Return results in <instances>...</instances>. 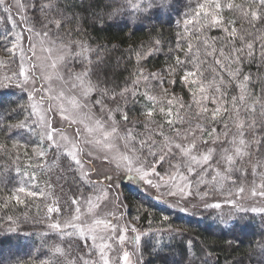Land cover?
I'll use <instances>...</instances> for the list:
<instances>
[{"label": "snow or ice", "instance_id": "obj_1", "mask_svg": "<svg viewBox=\"0 0 264 264\" xmlns=\"http://www.w3.org/2000/svg\"><path fill=\"white\" fill-rule=\"evenodd\" d=\"M170 4L106 0L102 11L93 12L91 26L105 17L127 18L134 24ZM72 8L67 0H0V43L8 55L0 66L16 63V70L0 77V88L19 89L26 103L13 111L27 113L23 120L0 127L9 139L21 137L10 147L0 142V159H6L0 168L14 167L27 177L22 186L0 198L4 210L0 232L31 237L37 233L25 228L45 226L46 231L38 233L42 247H50L63 264H142V233L136 225L141 217L129 223L122 211L118 182L125 178L153 189L164 210H220L217 219L224 224L232 217L246 220L249 212L264 220V77L255 76L261 85L256 92L253 74L245 71L252 64L258 73L264 70V0H196L183 14V31L167 53L170 62L156 71L140 66L162 51L159 39L150 48L130 47L128 62L134 58V70L123 86L115 87L109 86L107 77V49L73 38L88 34L86 18ZM212 29L222 34L207 35ZM209 69L211 80L205 75ZM153 82L160 86V95L152 94ZM177 83L187 87L189 100L170 90ZM130 104H141L143 111H137L143 119L129 115ZM53 114L72 129L71 135L53 126ZM21 130L36 136L37 142L24 140ZM49 152L54 154L49 172L58 170L55 182L50 178L43 188L39 183L29 187L28 182L37 180L36 169L43 170L49 161ZM96 152L103 154L110 171L101 172L93 164ZM21 155L29 159L31 171L21 170ZM33 156L40 162L33 165ZM62 158L69 161L66 167L57 163ZM69 175L76 187L62 201L56 186L63 193L61 181L67 183ZM217 194L231 207L228 214ZM27 198H43L42 215L39 209L35 216L8 214L10 205L27 207ZM249 201L253 204L246 206ZM109 205L111 210L105 211ZM162 220L169 222L170 217L162 214ZM158 231L180 234L170 223ZM50 233L57 236V243L48 245ZM258 247L264 251V241ZM197 259L192 253L189 264Z\"/></svg>", "mask_w": 264, "mask_h": 264}, {"label": "trees", "instance_id": "obj_2", "mask_svg": "<svg viewBox=\"0 0 264 264\" xmlns=\"http://www.w3.org/2000/svg\"><path fill=\"white\" fill-rule=\"evenodd\" d=\"M69 5H72V11L81 13L87 20L85 31L87 36H73L74 39H89V42L95 46L101 44L107 49V77L110 81L109 86H123L124 80L129 76V73L134 70L135 61L128 62L130 47L139 48L143 45L145 48L152 46V41L159 39L161 41L162 51L149 58L146 63L140 66H145L149 71H156L158 68L165 67L170 62L167 56L168 51L175 47L177 33L183 31L184 18L183 14L189 10V6H195L196 0H170L171 4L167 8L154 9L152 15L147 16L144 20H139L136 23L127 21V18L109 21L104 18V22H97L95 26H91L94 19L93 12H100L106 4V0H67ZM225 15H229L225 13ZM67 25L66 27H72ZM239 27V24L237 25ZM11 30L10 24L8 25ZM37 28L39 26L37 25ZM18 30V29H17ZM222 33L212 29L207 35L219 36ZM210 50V49H209ZM94 58V57H93ZM183 58V57H182ZM203 58V57H202ZM0 60L7 62L8 55L4 50V45L0 43ZM208 62H211V57H207ZM18 63V56L16 57ZM16 70V63L0 66V77L4 74H11ZM246 72H251L254 79V91L259 92L260 83L255 80L256 75L264 77V70H260L256 64H252L245 68ZM225 81L229 79L227 72L221 73ZM205 75L208 80L212 79L210 69ZM96 79L95 76L92 77ZM167 85V84H166ZM168 88L170 87L167 85ZM174 94L182 96L185 100H189L190 96L186 95L187 87L177 83L170 88ZM95 94V93H94ZM230 94H235L231 92ZM96 95V94H95ZM23 93L14 86H6L0 88V127L7 124H15L23 120L27 115L26 112H14L18 105L26 103V97L22 99ZM143 102H141L142 104ZM141 104L133 107V111L129 115L133 119H143L140 111H143ZM140 109V111H137ZM119 119V117H118ZM24 134V140L29 138L33 145L37 142L36 136L29 137L26 130H21ZM19 135L9 139L8 136L0 132V142L7 143L10 147L12 140H20ZM21 140V143L24 142ZM23 149H21V153ZM49 161H45L43 170L36 169V181L28 182L29 187H34L39 183L41 188L44 187L45 181L52 179L55 182V177L58 174L56 168H52L49 172L50 161L54 159L52 152L48 153ZM3 157V153H0ZM36 157L31 158L33 165L37 164ZM6 163V159H0V165ZM30 161L23 155L20 157L19 166L21 170L31 171L28 168ZM60 167H66L69 161L61 159L57 162ZM27 181L26 176H20L15 172L13 167L10 170L0 168V198L10 194L16 188L22 186ZM63 184V193L59 186H56V195L63 201L73 193L70 188L76 186L72 183L71 175L68 176V182ZM130 203L127 205V211L131 219L140 216L141 219L136 221V224H142L145 229H150L149 232L142 238L141 251L143 253V264H189L190 256L195 253L199 259L195 260L194 264H203L206 260L207 264H264V251L258 244L264 241V220L261 219V214L249 212L246 220H239L237 217L229 219L227 224L221 223L217 219V212L220 210H204L184 213L174 209L164 210V206L149 195L145 194L140 188L130 185H123ZM81 191H87L81 189ZM23 198V197H22ZM43 198L33 200L27 198V207L25 205H10L11 211L9 215L21 216L24 212H28L30 216H35L38 213L43 214L44 204ZM220 202V200H217ZM222 204V203H221ZM222 208L223 204H222ZM147 209L145 213L143 210ZM225 214L226 212L223 210ZM4 214V210L0 208V215ZM162 214L170 217L169 222L162 220ZM147 216L145 219L144 217ZM32 222L30 221V224ZM180 229V234L173 233L171 236L166 232L156 230L150 232L151 229H166L169 226ZM28 232L37 233L31 237L23 235L17 237L15 234L0 232V264H41V261H55V264H63L62 257H53L50 247H42L41 236L38 234L41 231H46L45 226L32 225L24 229ZM192 242V246H188V242ZM58 242V238L54 233H50L47 238L48 245ZM67 248V245H64ZM205 253H211L206 256Z\"/></svg>", "mask_w": 264, "mask_h": 264}, {"label": "rangeland", "instance_id": "obj_3", "mask_svg": "<svg viewBox=\"0 0 264 264\" xmlns=\"http://www.w3.org/2000/svg\"><path fill=\"white\" fill-rule=\"evenodd\" d=\"M17 20H18V17H17ZM25 46H27L26 42H25ZM142 67L145 69V71H149V70H147L145 68V66H142ZM77 70H79V69H77ZM152 87H153V93L152 94H155V95H160L161 94V88H160V86L156 85L155 82H153ZM163 87L168 88V86L166 84ZM93 96L95 97L96 95L93 93ZM53 121H54L53 122V126L54 127L65 128L67 135H71L72 134V129H68L67 128L66 122L61 121L58 114H53ZM117 147L120 148L121 151L123 150L122 143L118 144ZM94 155H96L98 158L93 160V164L96 167H98L101 172L110 171L108 166H107V161H105L103 159V154L99 153V152H96V153H94ZM113 167H114V165H113ZM110 174H111V172H110ZM123 185H130V186L138 187L145 194H147V195H149L150 197H153V198H155L156 193H155V191L153 189H151L147 185H141L139 183H136L135 181H129L127 178H125V180L122 183L118 182V187H119V190H120V193H121V199L124 201V208L122 209V211L124 212L125 220L127 222L131 223V222H133V219H131V216H130V214L127 211V205L130 203V201H129L128 197L126 196L125 191L122 189ZM217 200H220L221 203L223 204V197H220L218 194H217ZM252 204H253V202L249 201L248 205H246V206H251ZM223 207H224L223 208L224 211H226V212H230L231 211V207L230 206L223 204ZM110 210H111V206L109 205L105 209V211H110ZM193 211L194 212H199V211H204V210H202L201 208H197V209H194V210H190L189 212H193ZM136 225L139 228L140 233H142V235H141V241H142V238L149 232L150 229H145L142 226L141 223L139 225L138 224H136ZM156 230H158V229L157 228L151 229L150 232H156ZM141 241H140V244H139L140 250H141ZM129 250H131V247H129ZM85 251H87V249H85ZM133 259L135 260L136 257H133ZM142 264H143V260H142Z\"/></svg>", "mask_w": 264, "mask_h": 264}]
</instances>
